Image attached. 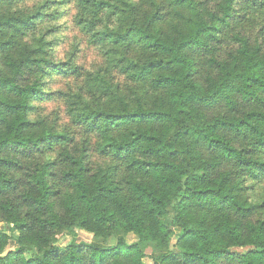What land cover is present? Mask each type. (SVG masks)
Here are the masks:
<instances>
[{
	"label": "trees",
	"instance_id": "obj_1",
	"mask_svg": "<svg viewBox=\"0 0 264 264\" xmlns=\"http://www.w3.org/2000/svg\"><path fill=\"white\" fill-rule=\"evenodd\" d=\"M0 224V264H264V0H0Z\"/></svg>",
	"mask_w": 264,
	"mask_h": 264
},
{
	"label": "rangeland",
	"instance_id": "obj_2",
	"mask_svg": "<svg viewBox=\"0 0 264 264\" xmlns=\"http://www.w3.org/2000/svg\"><path fill=\"white\" fill-rule=\"evenodd\" d=\"M44 0H23V6L26 8L34 7L36 4L43 2ZM60 1V0H56ZM58 11L66 12L65 15L59 20L57 25H60L58 33L52 37L55 41L53 51L56 59L66 61L68 57L74 55L75 63L82 70L90 71L101 65L102 58L100 52L96 47L89 45L87 39L82 35L78 28L72 23V16L75 12L71 3H66L63 5H54ZM73 76V75H71ZM68 86H72V79L54 76L53 79L49 80L48 87L53 91L65 92ZM42 112L44 114H60L63 105L61 102L60 95L57 97L50 98L46 102L39 104ZM62 116V115H61ZM63 117V116H62ZM65 121V119H63ZM0 231L7 232L8 227L0 224ZM177 232L176 230H174ZM77 239L82 242H90L91 234L85 231H78ZM134 238L132 236L128 237V242H133ZM69 238L59 239L60 245H65L68 243ZM13 246L11 242L9 248Z\"/></svg>",
	"mask_w": 264,
	"mask_h": 264
}]
</instances>
